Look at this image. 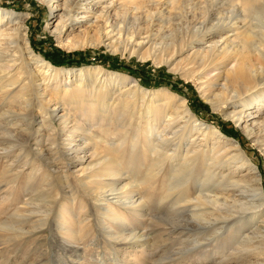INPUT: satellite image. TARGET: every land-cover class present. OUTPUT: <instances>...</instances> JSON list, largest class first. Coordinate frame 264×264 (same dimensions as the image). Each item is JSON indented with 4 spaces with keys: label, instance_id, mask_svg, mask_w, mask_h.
Listing matches in <instances>:
<instances>
[{
    "label": "rangeland",
    "instance_id": "rangeland-1",
    "mask_svg": "<svg viewBox=\"0 0 264 264\" xmlns=\"http://www.w3.org/2000/svg\"><path fill=\"white\" fill-rule=\"evenodd\" d=\"M110 1H114L111 3L114 4L110 12L111 22L115 19L119 20L117 25H120L123 19L131 24L132 17H137L136 19L139 17V22L144 21L145 13L149 10V12L155 11L153 15L156 16V20L152 26L150 42L142 47L140 54L146 52L148 45L152 48L162 41L180 40L181 37H186L188 41L194 29L187 24L186 20L181 19V14L188 12L190 16L198 15L205 11L207 5L206 0H173L172 5H170L172 0H100L98 3H95L96 0H90L89 6L98 9ZM81 2L83 1L78 0L76 6ZM223 2L224 5H222ZM243 2L244 0L238 2V13L245 6ZM134 4L142 5L136 8ZM81 6L83 8V4ZM231 6H233L232 1L221 0L217 3L213 15L217 17L220 12L228 15ZM82 8L75 7L74 10L80 12ZM0 10L13 12L20 18L19 26L14 24L15 20L8 21V24H1L4 25L3 28H7L14 34L25 33L33 53L53 66L61 69L93 67L102 70L98 74L96 69H92L90 74L85 73L84 81L80 83L73 78L64 79L61 76L54 81L57 82L58 88L52 85L54 82H49L44 98H40L34 90H30L28 96L22 97L19 94L17 96V85L4 88V90L7 89L6 92L0 88V138H6V142L0 140V264H264L262 232L257 238L249 240L246 246H240L231 241L234 229L241 224L244 232L238 241L244 242L247 233L261 226V218H255L252 223L244 225L235 223L229 217L225 221L218 220L216 224L208 225L205 221H196L191 215L190 204L179 201V195L168 190L170 183L179 182V179L176 176L174 178L169 170L182 164L183 153L191 148L202 152L212 143L211 139L212 141L209 140L207 145L202 135L192 128L194 124L203 123L216 128L226 142L238 144L248 165L251 164L250 167L253 168L250 171L247 167L230 161L229 164H222L224 167L219 166L222 174L234 171V174L238 176L252 178L251 175L254 173L264 198V130L260 128L261 131L258 132L259 128H257V122L264 116V108L256 109L259 105L264 106V102L253 101L250 109L245 111L247 116L244 119L249 129L253 127L254 130L252 134L247 135L242 128L243 125H238L225 115L236 108L238 103H232V100L227 110L222 111L219 109V104L211 100L212 95L220 88L222 79H219L218 84L211 88L214 92L210 93L208 90H201V92L196 79L190 77L187 79L182 75V70H173L177 66L182 69L190 67L189 58H187V54L192 51L190 45L182 48L169 64H158L147 57L141 59L140 54H122L120 51L110 50L105 45L71 49L59 43L57 35L51 31L54 13L46 2L0 0ZM117 11L119 14L116 17ZM177 12L181 14L178 15ZM174 15H178V18ZM166 16L168 17L165 18ZM238 17L236 21L238 20L237 24H240L242 17L240 15ZM214 20L207 23L206 31L217 32V34L206 37V41L226 36L229 39L233 37L234 31H228L230 27ZM77 27L73 29V33L82 29ZM69 32L70 28L64 36ZM19 34L16 35L19 40L17 51L24 54L23 41ZM258 37H255V40H258ZM0 38L6 41L7 36ZM195 43L208 45V42L203 43V41ZM2 47L10 50L16 48L12 43H5ZM256 53L254 52V55L253 52L250 53L251 69L257 70L256 81L260 83L259 89L260 87L262 89L264 73L261 72V64H264V54L258 57ZM17 55L18 60L2 72L1 65H4L6 60H10L11 56L7 53L0 57V85L8 84L9 82L5 81L6 78L21 72L18 69L20 60ZM222 57L215 58V63L222 60ZM208 67L206 69L208 72L204 75L206 78L213 77L217 74L216 72L223 69H217L215 65ZM202 70L203 68L201 72L198 71V74L203 75ZM104 72H117L128 79L125 82L113 81ZM22 73L19 78L25 82L28 74L24 67ZM193 74L196 75L197 72ZM46 83L47 81H44V84ZM135 83L139 88L138 91L133 92ZM100 84L106 88L107 95L104 100L109 105H116V110L122 109L121 106L126 104V100H130V104H135L137 109L145 110V107L149 105H161L163 102L161 103L154 96L152 98L149 92L166 88L180 98H184L192 113V115L190 113L181 115L178 112L176 119L169 120L166 115L158 121L157 125L160 128L158 132L162 130L163 121H170L169 126L161 132L162 137L169 140L167 152L173 154L174 145H179L175 150L177 153L169 160L172 166L170 162L167 163L157 175L152 176L155 173L153 171L147 174L146 158L149 153L139 150L134 155L133 165L129 167L128 157L125 154L128 144L125 148L123 147V154L119 156L123 174L115 180L114 193L121 195L123 200L125 196H131L129 200L132 201L128 200L130 203L127 206L115 201H111L109 205H102L103 201H98L96 194L101 191L100 185L107 177L100 176L99 170L81 171L87 166V162L91 165L99 156L113 155L109 151V146L105 145L106 141H117L121 136L118 134L121 128H115L116 126L112 124L101 126L102 121L98 117L91 118L86 115V112L90 111L86 106L97 105L98 109L100 107L97 103L83 100L81 95H78L79 97L75 95V90L89 91L94 85L98 88ZM65 94H68L69 98L65 97ZM98 103L102 104V102ZM173 109V102H171L158 112L168 114ZM53 110L56 112L51 114ZM107 113L109 112L105 114ZM114 115H116L115 112L112 116ZM127 129L130 134L135 132L132 125H129ZM9 132L15 135L17 143L7 142L8 139H12L8 135ZM180 132L182 134L177 136ZM50 140H54L56 144H51ZM233 153H235L234 150L229 152L230 155ZM50 161L55 163L53 167H49ZM224 161L226 162V159L222 160ZM96 167L94 166V169ZM200 170L199 166L193 169V172ZM128 175H133L132 179H128ZM145 175L148 177L145 178ZM85 176L87 178L83 179ZM132 180L135 182L133 183ZM127 182L132 183L123 189ZM82 183H85L86 187ZM194 185L193 180L187 184L190 194H193L196 189ZM227 188L234 194L242 190L239 186L233 185ZM125 192L128 193L125 194ZM101 206L109 209L116 208L115 214L121 215L124 223L120 224L107 218ZM182 228L194 234L190 237L181 236L178 231ZM214 228L219 229V233H213ZM195 238L199 239L196 243Z\"/></svg>",
    "mask_w": 264,
    "mask_h": 264
},
{
    "label": "bare ground",
    "instance_id": "bare-ground-1",
    "mask_svg": "<svg viewBox=\"0 0 264 264\" xmlns=\"http://www.w3.org/2000/svg\"><path fill=\"white\" fill-rule=\"evenodd\" d=\"M41 1L46 2L52 10V13H54L51 22V31L57 35L59 43L71 49H78L84 46L97 47L100 45H105L110 50L120 51L122 52V54L129 53L130 55H138L140 54L139 52L141 51L142 47L150 42L149 37L152 32V26L154 25V22L156 20V16L153 15L155 11L149 12V10L147 13H145L146 20L144 21L139 22V17L138 19H136L137 17H132L133 21L131 24H128V22L123 19L120 22L121 24L117 25L119 20L115 19L114 22H111L110 12L114 7V4L112 5L111 3H113L114 1H110L109 3L101 6L98 9H93L92 6H89L90 0H80L84 2H81V4H83V8L80 3L76 6L78 0ZM99 1L100 0H96L95 3H98ZM219 1L221 0H206L205 4L207 5L206 7L203 6L205 7V11L199 13L198 15L192 14L190 16L188 12H184L183 14L179 13L181 14V19L186 20L187 24L191 25V28L194 29L191 31L192 33L189 37V40L187 39L188 41H186V37H181L179 38L180 40L174 39L171 41L169 40V42L162 41V43H159L158 46H151L152 48H149L150 45H148V49H146V52L140 54V58L142 59L147 57L158 64H169L172 62L174 56L178 52H180L182 48L188 47L190 45L192 51L191 53L187 54V58H189L188 60L190 62V67L182 69L177 66L173 68V70H182V75L185 78L188 79L190 77L197 80L196 84L198 85L200 91L208 90L210 93L214 92L213 90H211V88H213L214 85L218 84L217 81L219 79H222L220 88L216 93L212 95L211 100L215 104H219V109L222 111L227 110L228 106L231 105L230 103L232 102V100V103H238L239 105H237L236 108L225 113V115L231 118L238 125H243L242 128L246 131L247 135H250L254 130L253 127L249 129L247 121L244 119V117L247 116L245 114V111L250 109V107L253 105V101L264 102V87H262V89L260 87L259 89L260 83L256 81V78L258 76L256 75L257 70L251 69L252 64L250 57V53L252 52L253 55L254 52H257L256 54L258 57L264 54V50H262L264 48V26H262V24H264V0H244L243 4L245 6L242 7V10L239 11V13L237 12V7L239 6L238 2L241 0H230L233 2V6H231L232 8L229 11V14L227 15L224 12H220V14L218 13L219 15L216 17L215 15H213V11H215V8H217L216 5L217 3H219ZM173 2L174 1L172 0V2H170V5H172ZM174 4H176V2ZM190 4H188L189 8ZM200 4H202V2ZM191 5L193 6V4ZM222 5H224V2ZM134 6L136 8L140 7L138 6V4H134ZM75 7H77L78 9L82 8V11L79 12L74 10ZM122 12H124V10ZM116 14L117 17L119 14L118 11ZM156 15L158 16L157 13ZM178 15L174 16L178 18ZM239 15L242 17V22L240 24H237L238 20L236 21V18ZM168 16H166L165 18H167ZM170 18L171 17H169V19ZM18 19H20L19 16L15 15L13 12L0 10V37H4V35L7 36L6 41H3V39L0 38V57L7 53H10L11 56L10 60H6V63L4 65H1V72L4 71V69H6L7 67H11L12 63H15L16 60H18L16 55L18 52L17 41H19L17 40L18 37H16V35L19 34L18 32L15 34L9 32L8 29L3 28L4 25L1 24H5L8 21L13 22L16 20L14 24H17L19 26L20 20ZM214 19L217 23H222V25H227V27H230L228 31H234V33L232 34L233 37L229 39V37L225 35L226 37L224 38H218L220 40L211 39L206 41V37L217 34V32L214 33L206 31L207 23H210L211 21L213 22ZM83 24L85 25V27H83ZM215 25L218 26L217 24ZM76 26L81 27L82 29L78 30L76 33H73V29ZM69 28L70 32L67 33L66 36H64V33ZM257 36H259L258 40H255V37ZM20 38L23 41L22 49L24 51V54L18 52L17 55L19 57L21 66H19L18 69L21 72H18L15 75L6 78L5 81L9 82L8 84L2 83V85H0V88H2L3 90L8 86L17 85V96L18 94L22 97L28 96V94L30 95L29 91L34 90V92L40 98H44L49 82L53 83L61 76H63L64 79L73 78L75 81L80 83L84 81V76H86L85 73L91 72L92 69L98 70L97 74L99 72H102L101 68L93 67H83L80 69L57 68L41 56L33 53L29 42L25 37V33L21 34ZM196 41H203V43L208 42V45H198L195 43ZM5 43H12L13 47L16 48H13L11 50L9 48L5 49L2 47ZM220 56H223L222 60L215 63V58L218 59V57L220 58ZM210 65H215L217 69H223L219 70V72H216L217 74L213 77L206 78L204 75L207 74L206 72L208 71H206V69ZM263 66L264 64H261L262 73H264ZM23 67L26 69L28 74L27 80L24 79L26 80L25 82H22L23 80L19 78V75L22 73ZM201 68H203V75L198 74V71H200ZM196 72L198 75L193 74ZM104 73L110 80L113 81L119 80L121 82H125L128 79L126 76L121 75L117 72ZM201 79L205 80L200 82ZM44 81H47V83L44 84ZM52 85L58 88L57 82H54ZM133 86V88H135L133 92L138 91V84L135 83V85ZM105 89L106 88L101 84L100 86H98V88L97 85H94L89 91H85L83 89L75 90V95H81L83 100L97 103L100 107L98 109L97 105L86 106L90 110L89 112H86V115L91 118L98 117L102 121L101 126H108L112 124L116 126L115 128H121L122 130H120V132H118L119 130L117 131L121 136H119L120 139L117 141H106L105 145L109 146V151L110 153H113V155L103 157L99 156L95 163H91V165H89L90 162H87V168H82L81 171H86L88 169L99 170L101 172L100 176H103L104 178L107 177V179L103 180V183H101L100 185L101 191L96 194L97 200L103 201L102 205H109L111 201H115L118 204L127 206L130 203L129 201L131 199L129 200V198L131 196H125L123 200L121 198V195L118 196L114 193V191L116 190L115 180L123 174V172L121 171L122 167L119 163V156L123 154V147L125 148V145L128 144L125 154L128 157L129 162L127 163V165L129 167L134 160V155L139 150H143L144 152L149 153L146 158V160L148 161L147 174L149 175L150 171L155 172L152 174V176H154V174H159V172L162 171L166 164L170 162L169 160H171L177 153V151L175 150L179 145H174L175 149L173 150V154H169L167 152V144L169 140L163 138L161 132L165 129V127L169 126L170 119H176L178 117V112H180L182 115V113H190V110L184 98H180L178 95L170 92L166 88H160L155 92H149V94L152 95V98L154 96L155 98H157V100H160L161 103L163 102L161 105H149L146 106L144 110V108L137 109L135 104H130V100H126V104L121 106L122 109L116 110V105H109L104 100L105 96L107 95ZM131 90L132 89H130V91ZM250 90H252L253 92H251ZM6 91L7 89H5L3 92ZM229 92L232 95L229 94ZM67 95L65 94V97L69 98V96ZM69 95L72 96L74 94ZM98 102H102V104ZM171 102H173L174 107L171 113L168 112L167 114L165 112H158V110H163L164 108H166ZM260 108H264V106L259 105L256 107V109ZM55 112L56 110H53L50 113L54 114ZM106 112L109 113L105 114ZM113 112H115L116 115L112 116ZM82 115L85 114L83 113ZM166 115H168L169 120L163 121L164 127L162 126V130L158 132L159 126L157 125V123ZM190 115H192V113H190ZM257 124V128H259L258 132L264 130V116L261 121L257 122ZM129 125H132L135 129V132L133 134L127 132V127ZM192 128L196 130L198 134L202 135L203 139L206 140L205 143L207 145L209 143V140L212 139L213 141L211 140L212 143L210 144V146H208V148H206L202 152H199L197 149L192 150L191 148V150L187 149L183 153V155L181 156L183 160L182 164L178 165V167L176 168L174 167V169L172 170H169V172H172V176H174V178L176 176L179 179V182L170 183L168 190L173 191L175 194L177 193L179 195V201H183L184 204H190V207H192V209L190 210L191 215L193 218H195L196 221L202 220L207 222L208 225H210L209 223H211L212 225L216 224L218 220L225 221L229 217H231L233 221H235V223H243L244 225L252 223L255 218H261V226H257L255 227L254 231L247 233L244 238V242L239 243L238 241V239L244 232V227L241 226V224L236 227V229H234L235 232L231 237V241L236 244H240V246H246L249 244V240L257 238L259 236L258 234L261 232L263 233L261 237L264 239V198L261 193V189L255 179V174L252 173V178H244L242 176L234 174V171L222 174L221 168H219V166H221L222 164H229L230 161H233L234 163L237 162V165L247 167V169H250V171H252L253 168L250 167L251 164L248 165V161L244 157L238 144L226 142L224 139H222V136L219 134L216 128L209 125H204L203 123L194 124ZM181 134L182 133L180 132L179 134H177V136H180ZM8 135H10L12 139H8L7 142H18L15 135L10 134V132L8 133ZM173 135L176 134L173 133ZM5 139L6 138H0V140L6 142ZM126 141H128V143ZM193 141H195V139ZM50 142H52L51 144H56L54 140H50ZM231 150H234L235 153L230 155L229 152ZM94 155L96 154L94 153ZM223 159H226V162H222ZM53 164L55 163L50 161L49 167H53ZM170 165L172 166L171 162ZM94 166H97V169H94ZM128 166L126 167L128 168ZM199 166L201 170L198 172H193V169H197V167ZM5 172L4 174H8ZM132 177L133 175L127 176L128 179H132ZM147 177L148 176L145 175V178ZM86 178L87 177L85 176L83 179ZM134 180H132V182ZM192 180L195 184L194 186L196 187V189L193 194H190V188L187 187V184ZM130 183L127 182V184L123 186V189L130 186ZM82 185L85 186V183H82ZM229 185H233L234 187L239 186L240 188H242V190L237 194H234L227 188V186ZM245 191H248L250 193L248 194V192ZM126 193L128 192H125V194ZM248 197H253L254 199H248ZM100 208L102 209V211H104L107 218L109 217L111 220L117 221L120 224L124 223V218L121 215L115 214L117 213L115 211L116 208L109 209L107 207L105 208L104 206H101ZM216 228H214L213 233H219V229ZM178 233L181 236L186 237H190V235L194 234V232L192 233L186 228L180 229ZM216 238L218 239V237ZM198 241L199 239L195 238L194 242L196 243Z\"/></svg>",
    "mask_w": 264,
    "mask_h": 264
}]
</instances>
